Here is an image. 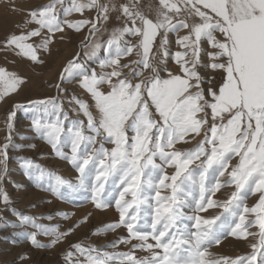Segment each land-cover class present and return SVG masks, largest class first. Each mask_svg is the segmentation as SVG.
I'll return each mask as SVG.
<instances>
[{
  "label": "snow or ice",
  "instance_id": "snow-or-ice-1",
  "mask_svg": "<svg viewBox=\"0 0 264 264\" xmlns=\"http://www.w3.org/2000/svg\"><path fill=\"white\" fill-rule=\"evenodd\" d=\"M86 12L94 15L67 19L73 13L84 17ZM112 13H118L119 23L111 28L108 39L100 40L97 33L108 30ZM18 28L19 34L0 41V48L34 65L45 64L42 54L50 55L56 40L66 39V29L86 31L87 36L80 44L85 51L67 62L59 82L52 85L57 96L15 103L8 112L7 135L0 145V181L7 174L9 148L25 147L12 143L14 120L18 111H24L32 114L36 136L79 174L72 183L22 159L24 174L40 188L61 200L69 193H90L84 199L97 210L111 206L112 193L105 188L110 179L113 189H121L114 200L119 219L104 231L126 229L127 237L108 247L123 243L131 245L129 251L109 253L76 242L65 254L68 264H264V0H159L154 18L142 10L138 0L120 4L51 0L27 12ZM181 31L186 32L176 41L181 50L171 54L178 66L174 72L167 66L168 35ZM126 37L137 38L136 43ZM157 37L159 45L153 52ZM133 55L138 59L121 63ZM88 62L111 70L97 73ZM200 69L219 74L220 81L216 83V75L206 76ZM73 82L92 101L90 105L75 94L68 101L78 106L86 123L70 119L61 100L67 93L65 84ZM26 83V78L0 67V103ZM190 136L203 138L192 149L177 147L189 143ZM65 148H70V155ZM166 168L173 172L169 174ZM222 177L227 178L221 182ZM227 187L234 189L228 199L212 198ZM249 196L257 197L251 206ZM0 201L11 203L3 191ZM215 207L222 208L233 222L217 226L221 215H199ZM15 215L19 222L8 226L35 229L20 233L35 248L64 242L88 219L59 231V226L36 223L52 216ZM69 215L64 213L63 218ZM185 220L192 221L196 231H190ZM38 235L52 239L43 244ZM229 236L258 239L250 243L249 253L236 257L209 251ZM137 250L150 255L138 258ZM28 259L27 253L18 257L19 261Z\"/></svg>",
  "mask_w": 264,
  "mask_h": 264
},
{
  "label": "rangeland",
  "instance_id": "rangeland-1",
  "mask_svg": "<svg viewBox=\"0 0 264 264\" xmlns=\"http://www.w3.org/2000/svg\"><path fill=\"white\" fill-rule=\"evenodd\" d=\"M50 2L51 0H0V41H3L10 34H19L21 29L18 28V25H21L26 19L27 12ZM102 2L108 3L109 0H102ZM111 2L120 4L129 3L130 0H111ZM138 3L146 14H150L152 18L155 17V11L159 7V0H138ZM14 8L16 10H13ZM93 15V13L86 12L84 17H81L79 14L73 13L71 16H68L67 19L76 21L82 18L92 17ZM117 15L118 13H112V20L107 26V31L97 33V37L100 40L108 39L111 28L118 25L119 22L116 19ZM61 18H64L63 15H61ZM29 27H33V25ZM66 33L67 36L63 42L57 39L52 45L50 55L47 53L42 54V58L45 60L44 65H34L30 61L16 55L10 49L0 48V67L8 69L10 72H15L27 80V83L21 87V90L17 94L12 95L6 102L0 103V145L5 142V137L7 135L6 118L8 112L12 110L13 104H27L30 100L57 96L56 89L52 87V85L59 82V74L63 67L77 53L85 51L80 48V44L86 39V31L77 33L66 29ZM185 34V31H181L180 33H169L168 35L169 44L167 47L170 56L167 61V66L174 72L178 70V66L173 62L171 54L181 50L176 41L178 36H183ZM58 36L59 34H57V37ZM126 39H131L133 43H136L137 38L126 37ZM159 39L160 38L157 37L153 52H155L156 46L159 45ZM204 47L207 51H211V49L207 48V45ZM103 54V51H101L100 55L103 56ZM133 59H138V57L133 55L131 57L122 58L121 63H127L129 60ZM159 59L160 57L157 56V60ZM202 59L205 63L208 62L207 56L204 54H202ZM88 67L95 69L97 73L111 70H102L97 63L92 62H88ZM125 71L128 70L125 69ZM200 71L206 76L216 75V83L220 81L219 74H213L211 72L205 73L203 69H200ZM207 86L208 85H205V87ZM65 88L67 89V93L61 96L65 111H67L70 119H81L85 120L86 123V118L82 113H79L78 106L69 104L68 101L70 97L75 94L91 105V98L79 87L77 82L65 84ZM92 111L94 115L98 116L94 107ZM31 115V113H25L24 111L17 112L12 131V143L24 145L25 147L20 150L9 148L7 174L4 175L3 180L0 181V191L6 192L11 201L8 205L0 201V264H13V262H16V264H68L65 259V254L70 250V245L76 242H84L85 246L91 245L109 253L128 252L131 245L121 243L115 248L108 247V245H111L118 238L127 237L128 234L126 229L121 227L114 232L104 231L106 225L115 223L119 219V213L116 211L114 200L118 198V192L121 189H113L111 179L109 183L105 185L106 192L112 193L111 206L104 210H97L89 201L84 199V197L90 195V193H69L67 199L61 200L49 191L40 188L34 180L28 178L24 174L21 161L27 158L39 164L46 171L53 172L55 175L71 181L72 183L77 182V177L79 175L70 163L56 157L50 145L36 136L31 126ZM202 138V136H197L195 139H192L190 136L187 138L190 141L189 143H182L177 147L185 150L192 149ZM29 145H35V147H28ZM98 146L97 144V147ZM105 147L111 149L113 145L105 144ZM64 151L70 155V148H65ZM156 162L160 163L158 159ZM232 163L235 164L236 160L234 159ZM192 167H195V165ZM166 171L171 174L173 169L166 168ZM0 174H2V167H0ZM226 178L227 177L220 178L221 182ZM233 190L232 187L222 188L212 198L218 201L226 200ZM164 194L169 193L162 192V195ZM256 199V196H249L247 204L251 206ZM152 203L155 204V201H152ZM184 211L188 215H193V212L189 209H184ZM15 213L29 217L52 216L50 220L37 219L36 223L43 224L46 227L59 226V231H66L69 227L83 220L86 216L88 219L86 223L81 224V226L64 242L50 248H35L20 235V233L25 230L36 231L35 229L30 227L25 229L8 226L9 223L15 224L19 222L18 216L15 215ZM64 213L70 214L68 219L63 218ZM199 215L205 218L221 215V220L216 222L217 226L221 224L226 226L233 222V218L227 213H224L223 209L219 207L211 208L207 212L199 213ZM183 223L189 226L190 231H196V229L192 227V221L185 220ZM250 231H256V229H250ZM94 232L98 234L93 235ZM51 239L52 238L48 236L38 235V240L43 244L50 243ZM257 239L258 237H249L248 240H238L229 236L224 239L219 246H214L210 248L209 251L217 256L226 255L236 257L249 253L250 243L255 242ZM133 243H136V241H133ZM22 253H27L29 259L26 261H19L18 257ZM93 255H95V253H93ZM135 255L138 258H142L148 257L150 254L147 251L137 250ZM109 264H115V262H109Z\"/></svg>",
  "mask_w": 264,
  "mask_h": 264
}]
</instances>
